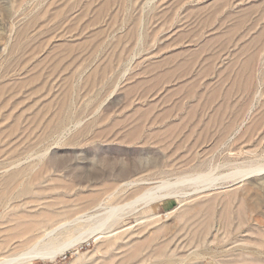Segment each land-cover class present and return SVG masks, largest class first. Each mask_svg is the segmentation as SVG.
Masks as SVG:
<instances>
[{
    "label": "rangeland",
    "instance_id": "1",
    "mask_svg": "<svg viewBox=\"0 0 264 264\" xmlns=\"http://www.w3.org/2000/svg\"><path fill=\"white\" fill-rule=\"evenodd\" d=\"M85 231L28 264H264V0H0V255Z\"/></svg>",
    "mask_w": 264,
    "mask_h": 264
},
{
    "label": "bare ground",
    "instance_id": "2",
    "mask_svg": "<svg viewBox=\"0 0 264 264\" xmlns=\"http://www.w3.org/2000/svg\"><path fill=\"white\" fill-rule=\"evenodd\" d=\"M210 176H211L210 173L209 174L208 173L197 174L195 177H193L192 179H189V180H194V181L198 180L199 181L201 179L210 178ZM120 177H125L124 173L120 174ZM142 181H143L142 179L127 181L123 184V186H131V185L140 184ZM174 184H176V183H174ZM174 184L170 183V181H168V180H163L160 183V185L157 186L158 189H154V188L148 189L144 193L137 195L136 197H134L133 199H131L129 201H126L122 205H119V206L117 205L116 207L113 206L112 211L114 214H112V215L117 214V211L124 210L125 208L136 209L140 205V203H147L150 201L157 200V199L163 197V195H168V194H170L169 192L162 194L161 190L171 188V186H173ZM112 217H114V216H112ZM106 219H109V218H106ZM72 220H75V219H72ZM64 226H65V224H60V225L52 228L47 233V235H51V234L56 233L57 231H59ZM85 233H86V231L78 234L77 236H73L70 239L64 241L63 243L55 246V248H53V249L51 248L49 250L43 249V247L38 246V244L40 242H38V241L34 242V244L31 246V248H29L28 250H26L22 253L13 254V255H4V256L0 255L1 256L0 257V264H28V263H30L31 260H33L37 257H43V256L49 257L51 259H55L60 253L70 250L77 243L81 242L84 238L83 235ZM51 242H53V241H51ZM42 251H43V253H42Z\"/></svg>",
    "mask_w": 264,
    "mask_h": 264
}]
</instances>
